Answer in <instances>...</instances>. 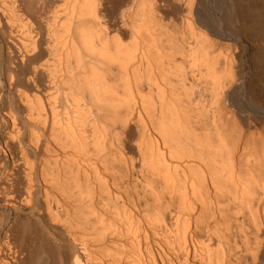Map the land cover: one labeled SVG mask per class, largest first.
<instances>
[{"label": "bare ground", "instance_id": "6f19581e", "mask_svg": "<svg viewBox=\"0 0 264 264\" xmlns=\"http://www.w3.org/2000/svg\"><path fill=\"white\" fill-rule=\"evenodd\" d=\"M58 1L0 0V264H264V0Z\"/></svg>", "mask_w": 264, "mask_h": 264}, {"label": "rangeland", "instance_id": "374dc122", "mask_svg": "<svg viewBox=\"0 0 264 264\" xmlns=\"http://www.w3.org/2000/svg\"><path fill=\"white\" fill-rule=\"evenodd\" d=\"M62 3H63L62 0H60V1L57 2V5L62 4ZM124 41L128 42L129 41V36H124Z\"/></svg>", "mask_w": 264, "mask_h": 264}]
</instances>
